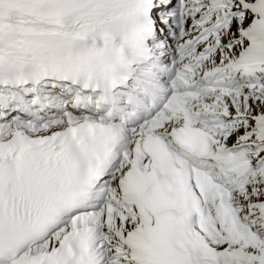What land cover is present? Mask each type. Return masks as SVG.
Returning <instances> with one entry per match:
<instances>
[{
  "label": "snow or ice",
  "instance_id": "1",
  "mask_svg": "<svg viewBox=\"0 0 264 264\" xmlns=\"http://www.w3.org/2000/svg\"><path fill=\"white\" fill-rule=\"evenodd\" d=\"M0 264H264V0H0Z\"/></svg>",
  "mask_w": 264,
  "mask_h": 264
}]
</instances>
